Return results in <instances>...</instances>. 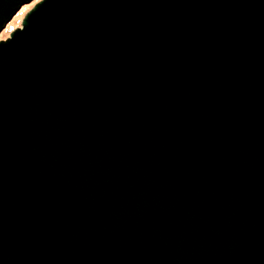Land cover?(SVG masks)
<instances>
[{
  "label": "water",
  "instance_id": "water-1",
  "mask_svg": "<svg viewBox=\"0 0 264 264\" xmlns=\"http://www.w3.org/2000/svg\"><path fill=\"white\" fill-rule=\"evenodd\" d=\"M0 264H264V0L35 2L0 40Z\"/></svg>",
  "mask_w": 264,
  "mask_h": 264
},
{
  "label": "rangeland",
  "instance_id": "rangeland-1",
  "mask_svg": "<svg viewBox=\"0 0 264 264\" xmlns=\"http://www.w3.org/2000/svg\"><path fill=\"white\" fill-rule=\"evenodd\" d=\"M38 0H32L27 4L22 5L16 14L5 24L4 28L0 31V40L5 39L9 32L20 25V21L24 14L32 7Z\"/></svg>",
  "mask_w": 264,
  "mask_h": 264
}]
</instances>
